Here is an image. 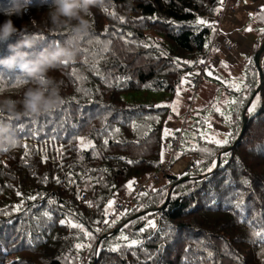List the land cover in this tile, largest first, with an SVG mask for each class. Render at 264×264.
I'll return each mask as SVG.
<instances>
[{
    "label": "trees",
    "instance_id": "obj_1",
    "mask_svg": "<svg viewBox=\"0 0 264 264\" xmlns=\"http://www.w3.org/2000/svg\"><path fill=\"white\" fill-rule=\"evenodd\" d=\"M14 3L0 0V22L27 25L39 40L34 52L69 39L67 29H52V0H31L22 17L9 16ZM222 9L220 0H105L91 10L92 28L75 43V59L49 74L64 104L39 117L0 112V121L11 125V138L0 141V248L7 249L0 264H82L83 258L85 264H264V54L262 77L255 62L264 31L252 63L243 66L239 91L227 84L235 68L222 64L224 82L213 78L235 101L231 111L226 100L220 108L206 105L210 114L195 115L189 136L183 134L187 119L177 120L184 80L199 69ZM253 24L264 29L262 11ZM8 43H0V57L9 55ZM30 86L19 69L0 68V97L20 99ZM141 92L152 93L155 103L126 100ZM213 139L231 142L218 147ZM172 149L169 169L189 158L191 172L167 173L157 186L147 185L102 232L110 203L128 198L129 182L155 174Z\"/></svg>",
    "mask_w": 264,
    "mask_h": 264
},
{
    "label": "clouds",
    "instance_id": "obj_2",
    "mask_svg": "<svg viewBox=\"0 0 264 264\" xmlns=\"http://www.w3.org/2000/svg\"><path fill=\"white\" fill-rule=\"evenodd\" d=\"M31 0H15L9 16L22 17L28 11ZM105 0H52L48 18L53 30L69 32V39L63 44L46 46L33 51L39 40L27 25L18 28L11 18L0 22V43H8L14 37L15 43H8L9 55L0 57V68L15 72L31 82L20 99L0 97V112L19 119L22 116L39 117L50 114L64 104L57 81L50 72L77 56L75 43L89 35L92 24L88 19L94 7L104 6ZM11 138V125L0 121V141ZM11 264V262H9Z\"/></svg>",
    "mask_w": 264,
    "mask_h": 264
},
{
    "label": "rangeland",
    "instance_id": "obj_3",
    "mask_svg": "<svg viewBox=\"0 0 264 264\" xmlns=\"http://www.w3.org/2000/svg\"><path fill=\"white\" fill-rule=\"evenodd\" d=\"M228 16L229 15L227 13V19H228ZM225 23L226 22L224 21L223 29L226 26ZM236 49H237V46H236ZM216 53H217V51H214V55ZM227 54L230 55V62L233 64V61H232V56H234L233 55V50L230 51V53L227 52ZM235 62H236V60H235ZM213 63H214V59H213ZM213 65H214V68L209 70V72L215 71V63ZM242 73H243V68L240 70V73H237V72L235 73V71H233L232 74H231V77L234 76L233 80H229V82L227 84H236V86L240 87V84H242V82H243V79L240 80V77L242 76ZM190 81L191 80L189 79V77H187L184 80L185 87H184V89L182 91L181 96L178 98V101L176 102L177 108L179 109V112L177 113V120L182 125L184 124V123H181L182 120L185 121V118H186L187 121H188L187 127L185 126L186 128H183V126H181L184 129L183 130L184 136L193 135V133L190 132L188 127H190V125L194 121L195 115L203 114L205 116H208L210 114V110L208 108H207L205 113L203 112V110L206 109V105L213 103L214 106H215V104H217L219 106V108H220L221 105H222V102H224L226 100L227 103H228L227 111L230 112L231 108H232L231 104L233 103V99L232 98H228L224 94L223 87H224L225 84H220L218 82H215L213 77L208 75V73L205 75L204 80L201 83L200 88H199V90H198V92H197V94L195 96H194V91L190 87V84H191ZM186 86H188V88H190V89H188ZM193 97H194V99H193ZM126 100L128 102L136 103V104H139V105H151L152 103H155L156 99H155V97L153 96L152 93H143V92H141V93L127 95L126 96ZM191 107H192V111H191L190 115L187 117L188 110ZM211 125H212L211 128H214L216 126L217 127L216 129L221 131L222 127H219L218 125H214V124H211ZM209 126H210V124H209ZM224 128H226V127H224ZM178 129L180 130V128H178ZM219 131H216V132H219ZM224 131L226 133H229L228 130H224ZM168 146H169V148H171L172 144L169 142ZM182 149H183V146H180V151H182ZM172 156H173V149H172V151L168 150L166 155H165V162H164V164L162 163L160 165L159 170L162 167V165H165L166 163H169L171 161ZM192 159L197 160L196 158H192ZM190 162H191V159H189V158L188 159H184V160L180 159L179 161H177V160L174 161V164L172 165L171 170L168 169L167 172H166V175H167V173H171V174L173 173L175 175H179V176L182 175L183 176V174H185V172H186L185 171L186 167L189 165ZM161 180L162 179H160L158 182H156V184H152L150 182L149 186H151V185H156L157 186L159 183H161Z\"/></svg>",
    "mask_w": 264,
    "mask_h": 264
},
{
    "label": "crops",
    "instance_id": "obj_4",
    "mask_svg": "<svg viewBox=\"0 0 264 264\" xmlns=\"http://www.w3.org/2000/svg\"><path fill=\"white\" fill-rule=\"evenodd\" d=\"M222 5L227 8L229 15L225 23L224 34L237 46L234 56H232L233 64L230 62V55L222 50L217 51L214 55L215 71L211 72L210 76L223 81L219 72L222 64L235 68V73H240L244 64L252 58L253 49L263 35V31L253 24V19L264 8V0H223ZM249 27L252 29L251 31L247 30ZM186 87L188 88V86ZM216 128L215 126L213 129L219 131ZM224 130L221 128L219 132L226 134Z\"/></svg>",
    "mask_w": 264,
    "mask_h": 264
},
{
    "label": "built area",
    "instance_id": "obj_5",
    "mask_svg": "<svg viewBox=\"0 0 264 264\" xmlns=\"http://www.w3.org/2000/svg\"><path fill=\"white\" fill-rule=\"evenodd\" d=\"M227 20V8L223 7V9L216 15L214 19V36L209 44V48L207 52L203 55L201 59V65L199 69L190 73L188 75L189 79L191 80L190 87L194 91V96L197 94L201 83L204 80L206 72L214 68V51L222 50L225 52H229L236 49V46L226 37L224 34L223 24L224 21ZM194 99V97H193ZM179 143V142H178ZM178 146V145H177ZM170 164L162 165L160 170L153 174L151 177L144 181L134 180L132 185V192L128 198L116 197L111 202V208L107 222L105 223L104 227L102 228V232H105L106 229L115 221V219L121 215L127 213L129 208L132 205L133 199L141 192L147 189V185L151 182L152 184H156L164 175H166L167 170L169 169ZM195 166V163H191L186 167V172H191L192 168ZM88 197L83 196L82 201H87ZM88 261L87 258L82 259V264H85Z\"/></svg>",
    "mask_w": 264,
    "mask_h": 264
},
{
    "label": "snow or ice",
    "instance_id": "obj_6",
    "mask_svg": "<svg viewBox=\"0 0 264 264\" xmlns=\"http://www.w3.org/2000/svg\"><path fill=\"white\" fill-rule=\"evenodd\" d=\"M220 3H221V6H222V4H223V0H220ZM217 11H219V9H217ZM261 11H262V13H264V8H262L261 9ZM113 15H115V13H113ZM122 20H123V18H121ZM200 24H206L207 22L206 21H204L203 19H201V20H199L198 21ZM248 31H251L252 29L249 27L248 29H247ZM262 31H264V29H262ZM68 62L66 61L65 62V64H67ZM249 63H252V61L251 60H249ZM75 74V73H74ZM208 75H212V73L211 72H209L208 73ZM19 83H27V81L26 80H19L18 81V84ZM236 87V90L237 91H239L240 89H239V86H235ZM178 95H179V93H178ZM259 96H257L256 98H255V101L251 104V106L249 107V109H248V112H249V114L251 115V114H253L255 111H256V108H257V106H258V104H259ZM233 103H235V101H233ZM175 110V109H174ZM217 111H219V109H217ZM227 119H231V117H228ZM118 131V130H117ZM168 135V130L166 129L165 130V136H167ZM227 136L229 137V138H231L232 137V134L231 133H228L227 134ZM213 143H215L218 147H223V146H226V145H228L231 141H230V139H223V140H220V139H213V141H212ZM82 143H83V141H82ZM105 143H107V141H105ZM25 147H26V145H25ZM203 151H206V149H204ZM258 151H259V149H258ZM161 155H163V154H161ZM224 155L227 157V156H230L231 155V153L230 152H226V153H224ZM46 159V158H45ZM129 163H131V161H129ZM236 163L237 164H240V161H239V158H237V161H236ZM216 165H215V162L209 167V169H208V171L209 172H211L212 171V168H214ZM241 167H242V165H241ZM132 183H134V182H129V185H128V187H131V184ZM245 183H247V181H245ZM19 194V193H18ZM30 199H36L35 197H31ZM112 203H114V202H112ZM109 207H111V203H110V205H109ZM237 207H239V205H237ZM17 210H19V206H17ZM45 215L47 216L48 215V213H45ZM61 224H64L65 223V221L64 220H61V222H60ZM71 226L72 227H80L81 229H82V225H77V224H71ZM149 226H151V227H155V222L154 221H149ZM87 235H89V236H91V234L90 233H87ZM255 235H257V236H260L261 234L259 233V232H257V233H255ZM125 240L127 239V237H123ZM37 239H39V238H37ZM137 243H139L138 241H132L131 242V244L132 245H135V244H137ZM28 244L31 246L32 244H33V241L31 240V238H29V240H28ZM77 247L79 248V247H81V245H77ZM112 251H116V250H118L117 248H113V249H111ZM0 251H3L5 254H6V252H7V249H3V248H0ZM209 255H211V253L209 254Z\"/></svg>",
    "mask_w": 264,
    "mask_h": 264
},
{
    "label": "water",
    "instance_id": "obj_7",
    "mask_svg": "<svg viewBox=\"0 0 264 264\" xmlns=\"http://www.w3.org/2000/svg\"><path fill=\"white\" fill-rule=\"evenodd\" d=\"M263 54H264V41L262 42L261 47H260L259 51L257 52V54L255 56V62H256V65H257V67H258V69L260 71L261 77L263 76V71L261 69V63L260 62H261V57H262ZM261 88H262V85L257 89L256 93L252 97V100L255 98V96L257 95V93L260 91ZM247 122H248V120H247V118H245L244 119V124H243V131H242V133H241V135L239 137V141L243 138V136L245 134V131H246V128H247ZM219 164H220V157L218 158V161H217V167L219 166ZM168 178H174V176H168ZM185 180H187V179H185ZM185 180H182L180 182H183ZM173 188L174 187H172V189L170 190L169 195H168V200H167V202H166V204L164 206H166L167 203L169 202L170 195H171V193L173 191ZM118 231H120V229H116L115 230V232H118Z\"/></svg>",
    "mask_w": 264,
    "mask_h": 264
}]
</instances>
